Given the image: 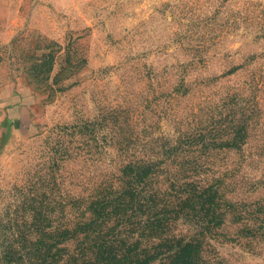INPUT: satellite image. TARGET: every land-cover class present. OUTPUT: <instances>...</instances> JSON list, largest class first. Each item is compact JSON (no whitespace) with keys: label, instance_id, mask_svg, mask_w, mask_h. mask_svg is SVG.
Returning a JSON list of instances; mask_svg holds the SVG:
<instances>
[{"label":"rangeland","instance_id":"1","mask_svg":"<svg viewBox=\"0 0 264 264\" xmlns=\"http://www.w3.org/2000/svg\"><path fill=\"white\" fill-rule=\"evenodd\" d=\"M100 222L126 264H264V0H0V264Z\"/></svg>","mask_w":264,"mask_h":264},{"label":"trees","instance_id":"2","mask_svg":"<svg viewBox=\"0 0 264 264\" xmlns=\"http://www.w3.org/2000/svg\"><path fill=\"white\" fill-rule=\"evenodd\" d=\"M140 172H137L138 175ZM208 189L206 187H203V189H198V194H189L186 196V201L191 200L193 203V209L199 212V206L200 208L203 207L202 204L198 205L197 199L199 198L200 200H203V192H207ZM185 201V202H186ZM105 202V201H104ZM107 202V201H106ZM202 203V202H201ZM103 209V205L101 200H96L95 202H92L91 206V216L88 217L86 221H84V227H89L97 222V216L99 217V211ZM132 209V208H130ZM210 208L208 207L207 210H204L205 213H208V210ZM94 215L96 217H94ZM166 220L165 217L159 218V223L162 222L163 220ZM211 219V218H210ZM209 220V219H208ZM129 223L130 220L128 218ZM210 221V220H209ZM221 222V221H220ZM154 223V222H153ZM105 224L104 222H100L98 224V227L100 228H95V232L92 231L91 234H88L87 237L90 240V244L88 245L89 248H86L89 252L85 255H81L79 258L76 256H71L70 258H73V260L66 262L65 264H126L125 263V258L124 254L122 252V247L124 244H122V237L126 234L125 230H120V229H115V225H108ZM192 242V241H191ZM189 241L186 242H180L177 245V248H173L174 245H171V249L169 250V253L167 255L168 261L165 264H195L194 259L192 257V252L193 250V245L195 243H191ZM194 242V241H193ZM32 244H43V241L35 239ZM122 244V245H121ZM44 247V246H43ZM51 249H48L46 253L43 254V256H40L42 252L38 253L37 259L41 258L40 260L44 262V258L47 255L51 254ZM166 257V258H167ZM152 256H147L146 258L144 256H135V259L131 260L130 262H133L137 264H144L148 259H151ZM79 263H77L78 261ZM34 264H42V263H34ZM62 264V263H61Z\"/></svg>","mask_w":264,"mask_h":264}]
</instances>
